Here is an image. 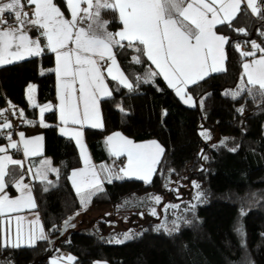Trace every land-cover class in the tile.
<instances>
[{
  "label": "trees",
  "instance_id": "1",
  "mask_svg": "<svg viewBox=\"0 0 264 264\" xmlns=\"http://www.w3.org/2000/svg\"><path fill=\"white\" fill-rule=\"evenodd\" d=\"M54 2L67 13L64 0ZM241 8L230 25L216 28L228 40L226 71L211 73L186 88L195 106L185 104L162 76H157L154 83L142 82L148 71H156L146 55L141 57L142 63L135 64L132 57L138 53L132 48L114 49L119 67L134 83V91L119 86L112 97L101 99L102 127L84 128L93 159L111 161L114 170H118L124 156L115 159L106 151L103 141L112 132H121L133 141L154 140L165 149L151 183L136 178L105 182V191L92 198L91 206L116 208L133 197L138 205L150 197L163 195L166 199L168 195L166 200L179 207L168 208L157 216L134 213L132 218H138L142 228L123 243L108 241L107 219H94L87 227L69 229L67 236H60L64 222L82 206L68 178L69 172L80 166L77 147L70 138L56 136L45 144L43 154L50 157L59 173L50 174L48 180L53 185L33 182L37 210L48 240L37 241L34 246L0 247V261L50 264L60 248L76 257L74 264H93L95 260L108 264H264V98H253L247 93L237 99L225 95L237 90L243 74L241 64L249 58L241 55L246 50L240 47L247 49L252 41L264 47V36L260 35L264 19ZM101 20L108 22L110 32L121 27L117 12L104 11ZM39 38L43 49L39 56L0 66V106L7 99L23 111L26 119L36 118L38 106L56 96L53 54ZM235 45L240 46L239 50ZM137 77L141 78L138 86ZM29 82L36 85L34 105L25 96ZM107 82L110 90L118 86L115 81ZM241 107L242 113L237 111ZM45 119L55 122V112L47 113ZM23 126L24 122L16 129ZM200 129L212 132L218 143L206 141ZM14 133L12 129L11 137ZM7 140L8 134H0V145ZM222 140H226L225 145H220ZM232 148L236 151H230ZM9 172L7 181L21 174L13 167H9ZM193 181L200 185L199 189L193 187ZM7 189L14 193L11 183ZM198 191L203 193L200 201L195 199ZM192 204H196L194 211ZM242 209L246 215H241ZM165 218L169 228L175 220L179 231L169 234L162 228L157 230ZM238 226H242L243 236L235 230Z\"/></svg>",
  "mask_w": 264,
  "mask_h": 264
},
{
  "label": "snow or ice",
  "instance_id": "2",
  "mask_svg": "<svg viewBox=\"0 0 264 264\" xmlns=\"http://www.w3.org/2000/svg\"><path fill=\"white\" fill-rule=\"evenodd\" d=\"M27 4L34 5L32 12L33 19H27L28 13L23 12L24 0H8L0 4V17L7 12L15 18L18 23L16 29H5L0 26V66L12 63L14 60H22L25 56H39L43 49L39 39H31L24 31L25 27L42 29L41 35L46 38L47 48L56 54L58 67L55 70L61 77L60 95V120L63 124L84 125L91 123L93 128H101L102 122L99 115V99L101 97H112L113 92L123 86L130 92L134 91V83L119 67L116 59L117 53L114 49L132 48L138 53L132 57V63H142L141 57L147 56L148 60L155 65L159 71H148L142 79L143 83H154L157 76L163 77L167 85L174 89L175 94L185 103L189 104L192 97L186 92L190 85L194 86L203 81L212 72L226 71L220 67L226 59L224 45L228 43L226 37L218 35L215 30L217 26L229 24L242 11V3L250 9L254 15L264 19V8L259 5V0H66L67 7L71 11V19L64 17L61 9L54 3V0H26ZM84 4L86 7H81ZM104 11L118 12L119 20L123 27L113 33L107 30V21L101 20ZM210 14V16H209ZM83 21H88L87 26H82ZM7 19L0 20V25L6 24ZM239 31L245 32L244 29ZM264 36V31L260 32ZM74 47H69V45ZM252 48L264 53V48L251 42ZM239 50V45H235ZM244 57H255L256 52H241ZM110 61V63H109ZM101 62L106 66L103 70ZM115 69V74H113ZM104 71L117 82V88L109 89L105 83ZM246 77V81H245ZM136 84L141 81L137 77ZM79 84V98L77 100L75 85ZM29 86V101L32 100ZM159 90V89H158ZM244 93L255 98L257 95L264 98V55L254 58L250 63L243 64V74L237 90L226 92L233 99L241 97ZM79 101V102H78ZM80 102H82V110ZM200 105L202 106L203 100ZM192 106H195L193 104ZM13 112L15 106H11ZM49 108L44 105L40 108V123L43 122L44 112ZM9 109L0 110V117L5 116ZM124 109L121 107V111ZM243 112L244 108L237 109ZM166 115V112L164 113ZM23 116V111H20ZM35 123V121H28ZM12 125L6 119L0 122V132L11 128ZM61 132L67 134V130L61 128ZM72 135L80 145V152L84 167L75 169L69 176L72 187L79 198V203L84 210L91 203L92 198L105 191L104 184L112 183L113 179L136 178L144 183H151L153 174L157 171L156 166L160 163L165 149L153 141L150 144H137L132 140L115 133L107 137L106 143L109 151L115 156L127 154L126 168L114 170L107 165L97 166L91 163V159L82 143V132L72 130ZM205 139H210L208 132H202ZM20 142L11 140V133L8 134L10 143L7 147H0V153H7V149L23 151L26 158L33 157L40 152V141L42 137L37 136L26 139L24 133H19ZM226 140L220 141L225 145ZM214 145V147L220 146ZM230 151H236L235 148ZM207 159V156H203ZM23 168V162L13 159L10 155H0V217L5 212L13 213L23 209H35L37 207L35 198L32 195V188L24 183L25 177L21 175L18 180L6 181L10 176L9 166ZM31 172V169H29ZM59 173L57 168L51 166L47 159L41 161L40 167L33 173L35 179L46 182V185H53L48 180V173ZM13 183L21 195L11 199L5 194V188ZM193 187L199 189L200 185L195 181ZM48 187L45 186L44 191ZM202 192H197L195 199L200 201ZM143 199V198H141ZM155 203L161 202L160 196H154ZM136 198H129L120 207L132 205ZM137 203L139 201H136ZM179 205H165L168 208H178ZM196 204L191 205L194 211ZM153 216L157 215L155 208L151 209ZM79 215V213H76ZM143 215V213H140ZM241 215H246L241 210ZM17 232L14 238H9L0 243V247L11 246L18 248L22 243L34 246L37 241L48 240L43 225L40 223L39 215L31 220L29 234L22 237L19 230L17 217ZM73 219L69 217L64 222L65 226L74 227L69 224ZM187 223V221H186ZM173 227L169 228L166 222L158 225L169 234L179 231L177 222L172 221ZM56 226L53 225L55 230ZM238 234L243 236L242 226L236 229ZM131 232L124 233L123 239H116V243H123L133 238ZM66 258L68 264H74L76 257L66 254L53 258L50 264H61ZM0 264H7L0 261ZM99 264V262H97Z\"/></svg>",
  "mask_w": 264,
  "mask_h": 264
},
{
  "label": "crops",
  "instance_id": "3",
  "mask_svg": "<svg viewBox=\"0 0 264 264\" xmlns=\"http://www.w3.org/2000/svg\"><path fill=\"white\" fill-rule=\"evenodd\" d=\"M8 2V0H0V4L1 3H6ZM65 2V6H66V10H67V13L63 12L64 14V17L66 19H71V11L70 9L67 7V3H66V0H64ZM24 3L27 4L26 0H24ZM55 3V2H54ZM29 8L31 9V11L33 12L34 11V5H29ZM259 5L262 7L264 6V4L262 3L261 0H259ZM81 7H86V5L82 4ZM241 7H244L246 8V4L242 3ZM247 9V8H246ZM252 15H254L250 9H247ZM118 14V12H117ZM210 16V14H209ZM119 17V16H118ZM34 17L31 16L30 19H33ZM104 21V20H102ZM87 23L88 21H83L82 22V26H87ZM123 27L122 23H121V27L117 30H121ZM5 29H16L18 27H11V28H6V27H3ZM216 30V29H215ZM24 31L26 32L27 35H29V37L31 39H39L40 41V38L39 37H42L43 40L45 41V44L47 45V41H46V38H44L42 35H41V32L43 31L42 29H36V30H33V31H30V30H27V29H24ZM116 31V32H117ZM218 35H222L221 33H218ZM223 36V35H222ZM225 37V36H224ZM41 45V44H40ZM225 46L226 44L224 45V52H225ZM261 46V45H260ZM69 47H74V45H69ZM47 48V46H46ZM252 49V52L255 51L256 54L255 57H249L247 59H245L242 64H241V67H242V73H243V64L244 63H250L252 61V59L254 58H260L262 55H264V53H261L260 51H257L255 49L252 48V45L249 47ZM261 48H264L263 46H261ZM48 51L52 52L50 49L47 48ZM242 50V49H241ZM43 52V51H42ZM41 52V53H42ZM246 52H248L246 50ZM53 60H54V63H53V67H52V70L54 72V76H55V88H56V96H55V99L54 100H51V101H48V102H45L41 105L38 106V109H37V114H36V118L34 119H26L24 118V126L21 128V129H16L15 130V133L14 135L11 137V140L12 141H17V142H20V136H19V133L23 132L24 133V136L26 139H31V138H34V137H37V136H40L42 137V140L40 141V152L38 155L36 156H33V157H28L26 158L23 154V151H17L16 149H11V148H8L7 149V153H0V155H10L13 159L15 160H20L23 162V168H25V170H22L23 168L19 167V166H13V165H10L9 167H13L14 170H20L21 171V174H18L14 179H13V182L15 180H18L19 177L21 175H23L25 177L24 179V183L26 184H29L32 188V195L33 197L35 198V195H34V192H33V182L37 179L34 178L33 176V173H35V171L40 167V164H41V161L47 159L51 162V159L50 157L48 156H45L43 154V148L45 146V144L49 141H52L56 136H63V137H66V138H70L71 140H73V142L75 143L76 147H77V152H78V155H79V159H80V166L75 168V169H81L84 167V163H83V159H82V156H81V152H80V145L77 144L76 142V138L74 137V135L71 134L72 130H79L82 132V137H81V140H82V143L83 145L85 146V149H86V152L87 154L89 155L90 159H91V163L96 165L97 166V169H99V166L100 165H105L104 161H96L93 159V157L91 156V153L87 147V144H86V140H85V135H84V128L86 127H90V128H93L91 126V123H86L84 125H73L71 123H68L67 125L63 124L60 120V103H61V100H60V95H61V77L57 74V72L55 71L58 67V63H57V58H56V54L53 53ZM226 55V53H225ZM34 57H37V56H25L24 59L22 60H14L12 63H9V64H13V63H18V62H23V61H26V60H29L30 58H34ZM150 61V60H149ZM151 62V61H150ZM110 63V61H109ZM152 64V62H151ZM7 65V64H5ZM153 65V69L156 70V71H159L158 69H156L155 65ZM3 66V65H2ZM106 66L104 65L103 62H101V68L102 70L105 68ZM220 67L222 68H225V61L223 62L222 65H220ZM218 72V71H217ZM211 73H215V72H212L211 69H209V74ZM113 74H115V69H113ZM162 76V75H161ZM104 77H105V83L108 85L109 87V84L107 82V80H111V77H109L107 75V72L104 71ZM245 81H246V77H245ZM116 82V81H115ZM166 82V81H165ZM167 83V82H166ZM77 91L75 93V96L78 100L79 98V91H78V88H79V84L78 82L76 83L75 85ZM110 89V87H109ZM174 90V89H173ZM25 96H26V93H25ZM27 98V101L30 105H34L35 102H36V97H32V100L29 101L28 97ZM105 97H101L99 99V104H98V108H99V115H100V119H101V122H102V125H103V119H102V112H101V106H100V101L101 99H103ZM79 102V101H78ZM192 102V101H191ZM190 102V103H191ZM44 105H48L49 108L44 112V115H43V122L44 124L48 125L47 127L43 126L39 121H40V108L43 107ZM80 105H81V110H82V102H80ZM4 109L2 106H0V110ZM50 111H54L55 112V115H56V121L55 122H51V121H47L45 119V115L47 113H49ZM8 121V120H7ZM28 121H35V123H29ZM9 122V121H8ZM61 128H64L67 130V134L65 133H62L61 132ZM96 129H99V128H96ZM12 132V127L9 128V129H4L2 132H0V134H9ZM115 133H120L123 137L127 138V139H130L128 137H126L125 135H123L121 132H118V131H115V132H112L110 134H108L105 138H104V146L106 148V151L109 153L110 156H113V157H120V156H115L113 155L110 151H109V147L106 143V139L107 137L111 136V135H114ZM132 140V139H130ZM133 141V140H132ZM154 140H145V141H133L134 143H137V144H150L151 142H153ZM10 143L9 139L7 140V142H5L4 144H1L0 147H7V145ZM121 156H125V158L127 159V154H124V155H121ZM51 166L54 167V165L52 164L51 162ZM55 168V167H54ZM29 169H31V172H29ZM75 169H72L70 172H69V176L71 175L72 171L75 170ZM50 174H52V172H49L48 173V178L50 176ZM68 176V178H69ZM7 179V177H6ZM7 181V180H6ZM70 184H71V181L69 180ZM12 185V188L14 190V193H9L7 187L5 188V194L11 198V199H16L18 198L21 193L20 191L14 186L13 183H11ZM71 187H72V184H71ZM73 188V187H72ZM74 190V189H73ZM35 202H36V199H35ZM36 205H37V202H36ZM39 215V220H40V223L43 225V222H42V219L40 217V214L37 210V207L35 209H23V210H20V211H17V212H13V213H8V212H5L4 215L2 217H0V229H1V242H3L4 240H7L9 238H14L15 235H16V232H17V226H18V222H17V217H21L22 219L19 221V230H20V233H21V236L22 237H26L28 234H29V231H30V228L34 227V226H31L29 224V222L33 219H35L36 215ZM68 220V219H67ZM43 228H44V225H43ZM44 231L45 233L47 234L45 228H44ZM21 246H29L27 245L26 243H22Z\"/></svg>",
  "mask_w": 264,
  "mask_h": 264
},
{
  "label": "rangeland",
  "instance_id": "4",
  "mask_svg": "<svg viewBox=\"0 0 264 264\" xmlns=\"http://www.w3.org/2000/svg\"><path fill=\"white\" fill-rule=\"evenodd\" d=\"M258 44V43H256ZM259 45V44H258ZM29 86H33L31 91V96L36 97V85L33 82H29L25 87V93L26 97L29 96ZM189 105H193V102L189 103ZM208 132L210 134V139H205L204 136H202L206 141H210V143H218V139L214 136L212 132L209 130L200 129V134L202 132ZM157 142V141H155ZM158 143V142H157ZM159 144V143H158ZM115 159L117 157H114ZM124 161L119 165V168H126L127 166V159L124 156ZM105 165L109 166L112 164V162H105ZM154 197V196H153ZM161 202L159 204L155 203V201L150 197L145 203H141L136 205V202H134L132 205L125 206V207H116L113 208L112 206H91L90 204L87 206V210H84L82 207L79 213V215L74 214L72 216L73 219L69 221V224L74 225V227L65 226L63 224L60 236H67L69 229H79L87 227L89 223L92 222V220H104L107 219V225H106V236L108 238V241L111 243H116V239H123V234L131 232L133 237L139 233V231L142 228V222L139 221L138 218H132L134 213H148L151 214V209L155 208L157 215H162L165 213V205H170V201H167V198L165 199V196H160ZM155 215V216H157ZM99 223L97 222V225ZM52 244V243H51ZM60 251L59 255H53L51 259L66 256V254L72 255L69 251L66 249H58ZM73 256V255H72ZM50 259V261H51ZM108 264L105 260H95L93 261V264ZM61 264H68L66 258L61 261Z\"/></svg>",
  "mask_w": 264,
  "mask_h": 264
},
{
  "label": "built area",
  "instance_id": "5",
  "mask_svg": "<svg viewBox=\"0 0 264 264\" xmlns=\"http://www.w3.org/2000/svg\"><path fill=\"white\" fill-rule=\"evenodd\" d=\"M22 11L29 14L27 19L31 18L32 11L27 4L23 3ZM5 18L7 19V23L2 24L0 26L6 27V28L18 27L17 20L15 18H13L12 16H10L7 12L3 15V17H0V20L5 19ZM25 29L30 30V31L36 30V29L31 28L30 26L25 27ZM240 48L242 50H247L248 52H252L251 48L246 49L243 46H241ZM11 106H15V105H12L9 100L5 99V104H4L3 108L9 109V110L7 111L5 116L0 117V122H4V120L6 119L11 123L12 129L16 130V127L24 121V118H23V116L20 115V111L16 106H15L14 112H13ZM22 170H25V168H23ZM54 254L59 255L60 251H56Z\"/></svg>",
  "mask_w": 264,
  "mask_h": 264
},
{
  "label": "water",
  "instance_id": "6",
  "mask_svg": "<svg viewBox=\"0 0 264 264\" xmlns=\"http://www.w3.org/2000/svg\"><path fill=\"white\" fill-rule=\"evenodd\" d=\"M262 3L264 4V0H262Z\"/></svg>",
  "mask_w": 264,
  "mask_h": 264
}]
</instances>
